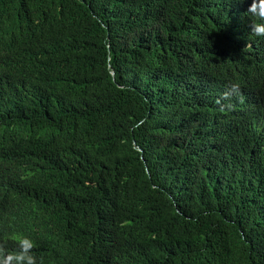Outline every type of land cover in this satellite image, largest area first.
Wrapping results in <instances>:
<instances>
[{"label": "trees", "instance_id": "16d2710c", "mask_svg": "<svg viewBox=\"0 0 264 264\" xmlns=\"http://www.w3.org/2000/svg\"><path fill=\"white\" fill-rule=\"evenodd\" d=\"M252 2L0 0V264H264Z\"/></svg>", "mask_w": 264, "mask_h": 264}, {"label": "clouds", "instance_id": "9594fccd", "mask_svg": "<svg viewBox=\"0 0 264 264\" xmlns=\"http://www.w3.org/2000/svg\"><path fill=\"white\" fill-rule=\"evenodd\" d=\"M248 12L255 16L260 22H254L250 25V31L253 35L257 37L264 38V0H253L252 4L248 8ZM28 244V248L33 247L31 242L25 240L21 242L20 250H28L24 248V244ZM14 258L16 260V264H19L17 259V253L14 254ZM31 264H36V257L34 254H31L29 257Z\"/></svg>", "mask_w": 264, "mask_h": 264}, {"label": "water", "instance_id": "95a60500", "mask_svg": "<svg viewBox=\"0 0 264 264\" xmlns=\"http://www.w3.org/2000/svg\"><path fill=\"white\" fill-rule=\"evenodd\" d=\"M111 74H112V76L114 75V73H113V72H111Z\"/></svg>", "mask_w": 264, "mask_h": 264}]
</instances>
